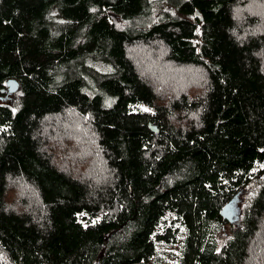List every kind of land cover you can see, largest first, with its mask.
Segmentation results:
<instances>
[{
  "label": "trees",
  "instance_id": "16d2710c",
  "mask_svg": "<svg viewBox=\"0 0 264 264\" xmlns=\"http://www.w3.org/2000/svg\"><path fill=\"white\" fill-rule=\"evenodd\" d=\"M49 117L95 141L86 168L44 153ZM10 179L38 218L7 209ZM263 222L264 0H0V264H247Z\"/></svg>",
  "mask_w": 264,
  "mask_h": 264
},
{
  "label": "rangeland",
  "instance_id": "374dc122",
  "mask_svg": "<svg viewBox=\"0 0 264 264\" xmlns=\"http://www.w3.org/2000/svg\"><path fill=\"white\" fill-rule=\"evenodd\" d=\"M167 13H170V9H165ZM153 11H159V7L155 6L153 8ZM256 12V11H253ZM250 11L234 14L235 19L238 22V28H240L241 34H246L247 30L244 26L245 18L244 16H251ZM109 19L119 28H123L127 26V22L119 18L118 16L109 13ZM137 52L140 54L141 52V61H145L144 63L148 65L151 68H156L155 65L158 64L160 60L157 58H160L162 61L163 54L155 49L153 53H145L142 51ZM154 60V62H151ZM160 61V62H161ZM159 62V63H160ZM142 72V71H141ZM143 73V72H142ZM184 74V72L181 71H170L167 70V76L175 77V82L180 83V77ZM144 78L147 80L149 78H156V77H148L144 73L141 74ZM163 76V75H162ZM194 76V75H193ZM196 79H198L199 87L201 86V79L200 75ZM166 76L163 79V82L159 81L158 79L154 82L153 86L155 88V91L160 99V103L172 100L176 98L178 95H175L177 92L174 88L175 84H165ZM199 87H194V91H186L180 92V94H186L188 95L189 99H192L197 94V91H199ZM16 100V96H12L10 99V102L13 104V102ZM184 122H179L177 124H183ZM39 131H38V137L40 138L41 142V148L44 151V153L51 159L52 163L59 169L66 173H73L77 169H83L86 168L89 164V160H85L83 158L84 154L91 155L92 153V147L97 152V144L95 141L91 142L92 144L87 149H77L76 147V137H80L81 133L83 131L82 127L75 126L74 122L69 120V118L64 119V117L61 118H54L49 117L45 118L39 123ZM32 187L22 179H10L7 181V195H6V207L9 211H12L14 213L18 214H30L34 217V219L38 218V215L36 213L37 207L40 206V203L37 201V203L34 202V200L29 197V192ZM254 192V188L249 187L245 190L244 194L240 197V202L242 205V208L245 203H247V200L250 198L251 194ZM262 229H264V222L262 224ZM227 236V233H226ZM262 241L260 240L257 244L253 245L250 249L251 254V261L248 260L247 264H264V258L262 253L264 252L263 249L261 250ZM159 250L162 252L163 255L169 256L171 253L175 252V248L172 246H164L160 245ZM156 264V263H151Z\"/></svg>",
  "mask_w": 264,
  "mask_h": 264
},
{
  "label": "water",
  "instance_id": "95a60500",
  "mask_svg": "<svg viewBox=\"0 0 264 264\" xmlns=\"http://www.w3.org/2000/svg\"><path fill=\"white\" fill-rule=\"evenodd\" d=\"M7 88H8V93L13 94L17 91L18 84L14 80H9L7 81Z\"/></svg>",
  "mask_w": 264,
  "mask_h": 264
},
{
  "label": "flooded vegetation",
  "instance_id": "af4514ba",
  "mask_svg": "<svg viewBox=\"0 0 264 264\" xmlns=\"http://www.w3.org/2000/svg\"><path fill=\"white\" fill-rule=\"evenodd\" d=\"M11 96H12V95H9V96H7V95H6V98H7V99H10V98H11Z\"/></svg>",
  "mask_w": 264,
  "mask_h": 264
},
{
  "label": "snow or ice",
  "instance_id": "6c2138e0",
  "mask_svg": "<svg viewBox=\"0 0 264 264\" xmlns=\"http://www.w3.org/2000/svg\"><path fill=\"white\" fill-rule=\"evenodd\" d=\"M147 110V109H146Z\"/></svg>",
  "mask_w": 264,
  "mask_h": 264
}]
</instances>
